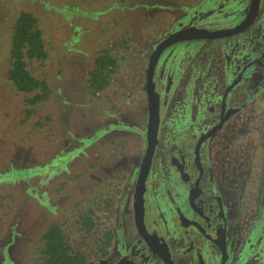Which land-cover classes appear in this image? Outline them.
Returning a JSON list of instances; mask_svg holds the SVG:
<instances>
[{"label": "flooded vegetation", "instance_id": "af4514ba", "mask_svg": "<svg viewBox=\"0 0 264 264\" xmlns=\"http://www.w3.org/2000/svg\"><path fill=\"white\" fill-rule=\"evenodd\" d=\"M245 1L230 13L219 10V0L193 1L177 27L161 32L136 64L127 58L128 40L119 41V56L99 51L109 52L118 65L96 94L87 78L99 55L84 79L82 104L104 98L102 107H93L95 122L90 118L83 126L90 144L82 159L37 169L33 194L45 197L46 212L26 225L22 217L15 220L18 236L9 231L0 249L6 247L8 264H51L46 233L52 226L73 258L68 264H264V216L251 217L260 207L264 212V143L256 146L257 155L242 144L249 124L256 132L264 123V0L255 9L252 0ZM190 28L205 32L170 37ZM216 41L214 57L198 54L201 44ZM187 43L195 45L186 48ZM59 77L64 95L58 98L78 105L75 79L65 86L64 73ZM132 83L144 95L138 115L117 104L119 89ZM150 89L157 124L149 142ZM50 90L32 109L23 101L21 122L38 116ZM45 119L61 138L64 121L56 129L55 113ZM89 124L104 130L101 137L87 133ZM253 169L257 175L251 176ZM9 176L14 185L21 177L0 175V183Z\"/></svg>", "mask_w": 264, "mask_h": 264}, {"label": "rangeland", "instance_id": "374dc122", "mask_svg": "<svg viewBox=\"0 0 264 264\" xmlns=\"http://www.w3.org/2000/svg\"><path fill=\"white\" fill-rule=\"evenodd\" d=\"M193 1L195 0H123L122 3V0H0V175L21 176L17 178L15 185L14 181L8 180L10 176L6 177L8 181L0 183V249L5 246L3 242L9 231L12 237L18 236L17 226L14 225L17 218L22 217L26 225L46 212L45 197L33 194L37 169L52 167L59 160L68 162L83 158L85 148L90 144V140L82 136L84 123L90 118L95 122L98 115L94 108L98 110V107H102L103 104L99 103L104 99L96 98L87 105L82 104L86 101L84 79L99 51L106 48L113 55L119 56L123 53L119 41L128 40L131 49L126 52L127 58L138 63L147 46L157 40L161 32L177 27L176 20L182 17V11L185 12L186 6ZM219 1L223 5L219 10L224 13L240 10L246 2ZM218 8L215 4L212 9L215 11ZM21 11L29 12L37 18L43 32L45 50L48 52L43 64L28 62L29 71L37 78H46L53 91L50 99L36 111L38 116L27 117L24 122L21 119L27 108L23 102L26 95L16 92L7 78L12 24ZM216 15L220 13L215 12L214 17ZM234 16L235 14L227 16L226 22L227 18L230 20ZM219 44V41L214 42L213 46L201 44L198 54L214 57ZM193 45L195 43H187L185 47ZM125 68L122 70L126 71ZM130 68L127 67L128 70ZM63 73L65 86L75 79L77 87L72 88V95L76 97L78 105L63 101L62 97L58 98L59 95H64L59 77ZM119 91L122 97L120 101L117 100V104H126L127 110L138 115L144 102L142 90L132 83ZM261 107L264 109V103ZM54 113L61 120H58V128L54 120L56 129H60L64 121L65 132L63 130L61 138L58 131H50L44 123V120L49 121L45 117L51 118ZM37 120L45 130L41 124L37 126ZM248 129L250 133L242 144L250 145L248 152L254 148L252 153L256 154V146L264 143V123L259 125L256 132H251V124ZM89 132L96 135V139L101 137L100 133L104 130L91 129L89 124L87 133ZM261 134L262 139L259 141ZM254 172L257 175L253 169L250 171L251 176L255 175ZM261 177L259 173V178ZM48 191H52V187ZM260 208L258 216L257 213L251 216L254 221H259L261 219L258 217L264 216L263 207ZM26 248H29V244ZM5 249L0 250V264H8Z\"/></svg>", "mask_w": 264, "mask_h": 264}, {"label": "trees", "instance_id": "16d2710c", "mask_svg": "<svg viewBox=\"0 0 264 264\" xmlns=\"http://www.w3.org/2000/svg\"><path fill=\"white\" fill-rule=\"evenodd\" d=\"M37 23L33 14L19 12L12 24L9 46L8 80L16 92L26 95L24 102L28 109L45 101L51 93L47 82L33 76L28 69L27 60L44 62L47 59L43 33ZM117 65V60L109 52L101 53L95 59L87 78V84L93 94L107 85V79ZM46 235L48 261L51 264H68L73 261L67 254V247L63 244V237L57 226L50 227Z\"/></svg>", "mask_w": 264, "mask_h": 264}, {"label": "water", "instance_id": "95a60500", "mask_svg": "<svg viewBox=\"0 0 264 264\" xmlns=\"http://www.w3.org/2000/svg\"><path fill=\"white\" fill-rule=\"evenodd\" d=\"M257 2L258 0H252L251 1V7L252 8H256L257 6ZM191 32H195V33H200V32H205L202 30H196L194 28H190V29H184V30H180L177 33L171 35L170 37H177L176 39L182 38L183 36L190 34ZM195 36V35H194ZM197 36V35H196ZM187 38V37H184ZM153 66L149 65V73H148V79L150 78V71H152ZM148 97L150 99V123H149V131L148 134L150 136L149 138V142L152 139V137L154 136V132H155V127L157 124V115H156V95L155 93H153V91L150 89L148 90ZM152 100L154 101L155 105L153 107H151V102ZM151 144V143H150Z\"/></svg>", "mask_w": 264, "mask_h": 264}]
</instances>
